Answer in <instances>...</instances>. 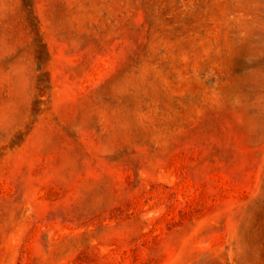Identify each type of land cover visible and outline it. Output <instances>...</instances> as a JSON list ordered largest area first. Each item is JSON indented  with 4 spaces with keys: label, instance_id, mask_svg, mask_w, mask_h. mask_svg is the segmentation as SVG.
<instances>
[{
    "label": "rangeland",
    "instance_id": "1",
    "mask_svg": "<svg viewBox=\"0 0 264 264\" xmlns=\"http://www.w3.org/2000/svg\"><path fill=\"white\" fill-rule=\"evenodd\" d=\"M0 264H264V0H0Z\"/></svg>",
    "mask_w": 264,
    "mask_h": 264
}]
</instances>
